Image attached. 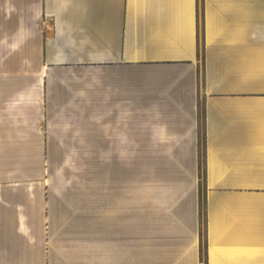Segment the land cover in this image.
Segmentation results:
<instances>
[{"label":"crops","instance_id":"0c3cea01","mask_svg":"<svg viewBox=\"0 0 264 264\" xmlns=\"http://www.w3.org/2000/svg\"><path fill=\"white\" fill-rule=\"evenodd\" d=\"M0 157H89V249L0 264H264V0H0Z\"/></svg>","mask_w":264,"mask_h":264},{"label":"rangeland","instance_id":"374dc122","mask_svg":"<svg viewBox=\"0 0 264 264\" xmlns=\"http://www.w3.org/2000/svg\"><path fill=\"white\" fill-rule=\"evenodd\" d=\"M88 159L55 157L50 163L49 157H0V249H89ZM69 189L65 211L57 201ZM49 193L55 198L53 212L61 214L51 224ZM70 220L75 224L66 229Z\"/></svg>","mask_w":264,"mask_h":264},{"label":"trees","instance_id":"16d2710c","mask_svg":"<svg viewBox=\"0 0 264 264\" xmlns=\"http://www.w3.org/2000/svg\"><path fill=\"white\" fill-rule=\"evenodd\" d=\"M203 166L204 164H202V173H201V203H202V209H203V213L205 212V205H206V173L204 170V174H203ZM207 246V242L206 240H204V233H203V254L205 253V248Z\"/></svg>","mask_w":264,"mask_h":264}]
</instances>
